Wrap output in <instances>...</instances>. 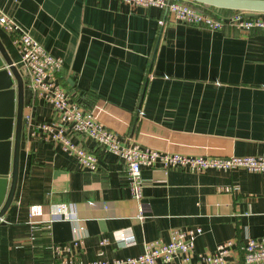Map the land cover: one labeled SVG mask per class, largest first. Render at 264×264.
Wrapping results in <instances>:
<instances>
[{
	"label": "crops",
	"instance_id": "0c3cea01",
	"mask_svg": "<svg viewBox=\"0 0 264 264\" xmlns=\"http://www.w3.org/2000/svg\"><path fill=\"white\" fill-rule=\"evenodd\" d=\"M0 9L62 57L57 79L69 99L125 142L189 155L264 154L263 29L229 21L210 29L122 0H0ZM0 40L23 77V115H32L22 127L15 194L0 217V264H53L64 254L112 260L189 227H201L192 264L224 240L231 241L227 264H242L246 238L264 234L263 172L155 163L142 167V196L133 198L124 161L97 150L85 134L70 133L99 153L96 168L41 138V123H58V113L27 85L18 49L2 27ZM59 203L66 218L47 221ZM121 229L133 237L129 244L114 237ZM168 264H183L181 255Z\"/></svg>",
	"mask_w": 264,
	"mask_h": 264
},
{
	"label": "built area",
	"instance_id": "2783aa9c",
	"mask_svg": "<svg viewBox=\"0 0 264 264\" xmlns=\"http://www.w3.org/2000/svg\"><path fill=\"white\" fill-rule=\"evenodd\" d=\"M137 6H157L171 12L175 20L191 25H202L210 29H220L226 21L242 29L259 27L264 30V17L247 16L248 11L233 9L225 14H216L208 10L204 4L190 0H122ZM0 27L8 32L20 54L18 63L26 77L27 85L52 104L57 111L59 122L41 123L44 133L41 138L50 140L87 168H96L99 153L111 152L120 157L127 167L128 186L133 198L139 200L142 196L144 180L141 169L145 165L160 163L165 168L180 166L184 168L203 170L209 167L232 168L243 166L250 170L264 173V154L256 155H189L180 152L162 151L149 146H141L137 142L127 143L120 138L118 133L106 126L90 110L81 104L69 99L68 90L57 79V73L63 66L61 56L51 53L13 17L0 9ZM21 73V72H20ZM32 117L31 113L25 115L26 119ZM70 130V131H69ZM83 133L93 141L95 148H87L75 142L70 133ZM65 204H55L54 209L47 219L52 221L66 218ZM35 212H29L33 218ZM138 217L142 218L141 212ZM36 220L31 219L30 222ZM77 232L82 228L79 224L75 227ZM201 232V227L185 229L173 228L168 241L151 240L143 243L141 252L135 255L108 259H94L89 262L77 261L70 255H59L53 264H168L176 253L181 255L183 264H192L190 252L193 238ZM116 240L125 244L133 241L131 234L126 230L114 232ZM105 241V238L100 240ZM76 243V241H74ZM56 250L64 248L55 245ZM231 251V241L219 242L214 251L202 255L195 264H227V256ZM242 264H264V234L249 236L243 245Z\"/></svg>",
	"mask_w": 264,
	"mask_h": 264
},
{
	"label": "water",
	"instance_id": "95a60500",
	"mask_svg": "<svg viewBox=\"0 0 264 264\" xmlns=\"http://www.w3.org/2000/svg\"><path fill=\"white\" fill-rule=\"evenodd\" d=\"M192 1L264 17V0ZM23 96V77L0 40V217L13 200L18 180L21 134L26 121Z\"/></svg>",
	"mask_w": 264,
	"mask_h": 264
},
{
	"label": "trees",
	"instance_id": "16d2710c",
	"mask_svg": "<svg viewBox=\"0 0 264 264\" xmlns=\"http://www.w3.org/2000/svg\"><path fill=\"white\" fill-rule=\"evenodd\" d=\"M190 1H192V0H190ZM193 2H196V1H193ZM227 10H228V12H230L231 10H233V9H228V8H226Z\"/></svg>",
	"mask_w": 264,
	"mask_h": 264
},
{
	"label": "rangeland",
	"instance_id": "374dc122",
	"mask_svg": "<svg viewBox=\"0 0 264 264\" xmlns=\"http://www.w3.org/2000/svg\"><path fill=\"white\" fill-rule=\"evenodd\" d=\"M205 5V4H204ZM205 6H210V5H205Z\"/></svg>",
	"mask_w": 264,
	"mask_h": 264
}]
</instances>
